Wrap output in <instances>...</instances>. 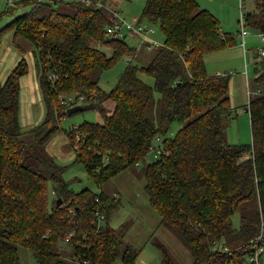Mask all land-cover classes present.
Segmentation results:
<instances>
[{
	"label": "trees",
	"instance_id": "1",
	"mask_svg": "<svg viewBox=\"0 0 264 264\" xmlns=\"http://www.w3.org/2000/svg\"><path fill=\"white\" fill-rule=\"evenodd\" d=\"M62 1L74 11L54 7L55 0L39 1L0 30V43L2 33L12 31L21 52L18 38L33 47L45 106L43 120L24 131L21 77L29 64L23 56L0 80V264H22L20 246L33 250L37 264H135L137 249L110 224L116 199L103 185L145 160L158 137L162 151L146 166V190L162 222L190 249L191 264H255L250 254L264 247V91L255 97L248 91L252 143H229L223 122L237 109L231 104L232 76L210 74L206 64L207 55L238 44L237 35L222 31L199 0H146L139 20L159 23L164 42L155 45L150 64L140 66L131 62L138 48L124 39L131 32H108L121 17L108 0L104 6ZM257 2L259 11L244 18L264 33V0ZM126 55L128 65L105 91L101 72ZM257 56L264 67V56ZM70 95L83 100L63 104ZM77 105L83 108L68 113ZM87 109H98L103 122L86 121L66 132L97 192L73 190L44 149L63 117ZM174 121L183 126L167 135ZM98 211L105 216L100 227ZM71 232L67 255L60 243ZM163 261L176 264L166 249Z\"/></svg>",
	"mask_w": 264,
	"mask_h": 264
},
{
	"label": "rangeland",
	"instance_id": "2",
	"mask_svg": "<svg viewBox=\"0 0 264 264\" xmlns=\"http://www.w3.org/2000/svg\"><path fill=\"white\" fill-rule=\"evenodd\" d=\"M39 1L45 2L47 0H17L14 7H10L5 0H0V30L19 15L29 11ZM208 1L201 0L202 6L206 7ZM240 1L244 5L242 8L244 13L256 14L259 11L257 0H220V3L215 2L220 4L229 16L230 25L232 26L228 27L223 24L224 28L227 31H233L237 35L238 45L244 51L243 40L240 35L242 29ZM145 3L146 0H108L107 5L119 11L122 18L130 20L132 17H141ZM54 7L60 10L63 8L68 13L74 11L71 5L65 4L62 0H55ZM212 8L213 10H210L222 21L223 17L218 13L216 7L212 5ZM142 21L156 29L154 34L148 35L149 38L162 44L164 34L159 23H153L147 19ZM244 23H246L245 18ZM245 27L248 31L245 38V50L247 52L242 51V55H238V50H235L232 52L235 60L233 63L213 60L207 68L210 74H216L215 72L218 70L219 74H231L234 80V87L233 89L231 87L230 92L231 104L237 109H233L230 118H224L223 128L229 143L248 145L252 143L251 119L249 112L246 110V105L249 102L248 91L250 90L251 97H255L260 91H264V78H259L264 73V67H261L260 64V69L255 72L254 65L251 64L252 61H250V58L247 61V57L257 56L258 51L260 52L264 48V41L256 27L248 24H245ZM141 38L129 33L124 39L130 46L138 48L136 54L131 58V62L135 65L147 66L158 47L152 45V47L147 48ZM18 42L25 48V52H21L14 44L12 31L2 33L0 80L4 81L6 79L23 56L26 58L29 71L21 77L20 121L24 131H28L43 120L45 106L35 70L33 47L23 38H18ZM238 57L242 61L241 67L237 66ZM128 63L126 55L117 60L113 66L102 71L99 80L100 87L105 91H110L116 85ZM248 64H251L250 68L253 67L254 71H251L250 77L247 70ZM141 77L148 84H155L152 76L143 73ZM248 78H250L249 84L247 83ZM111 106H113L112 103ZM86 121L103 122V116L98 109H87L63 117L60 121V128L53 133L44 149L45 153L61 167L63 179L70 183L73 190L79 191L89 187L97 192L100 191V187L88 176L84 164L76 159L75 149L70 143L66 132ZM181 126H183V123L179 121L172 122L167 135L175 133ZM29 135V132H25L24 137L26 138ZM154 155L155 153L151 150L145 160H141L138 165L123 170L103 185L106 192L116 199L111 211L110 224L119 235L124 237L125 242L131 245V249H137L138 256L135 264H164V249L167 250L176 264H191L193 258L190 249L170 226L162 222V216L152 205L146 190V166L154 160ZM48 184L49 194L52 197L54 194L51 179ZM233 222L236 227L240 226V213L233 216ZM66 240L60 243V246L62 251H65L68 255L72 252V247ZM19 252L22 264H37L32 249L20 246ZM115 264L124 263L117 260Z\"/></svg>",
	"mask_w": 264,
	"mask_h": 264
},
{
	"label": "built area",
	"instance_id": "3",
	"mask_svg": "<svg viewBox=\"0 0 264 264\" xmlns=\"http://www.w3.org/2000/svg\"><path fill=\"white\" fill-rule=\"evenodd\" d=\"M5 1L8 5H10V7H14L16 5L17 0H5ZM86 2L88 4H95L97 6L105 5L104 0H86ZM240 4H241V24H242L240 35L244 38V36L248 33V31L246 30L245 27L246 23H244V11L242 10L244 5L241 2ZM124 31L140 35L143 38V40L148 44V46L159 44L157 41L151 40L148 36L150 34H154L156 32V29L151 25L141 22L138 17H132V19L129 20L118 16L114 24L108 29V32L113 35H123ZM259 35L264 41V33H259ZM242 43L243 45H245L244 40ZM260 55L261 57L264 56V48L261 49ZM129 59L130 58L127 57V60ZM78 99L79 100H76L75 96L70 95L68 97L62 98V103L68 106H70L73 103H76L77 101H79L80 103L83 100V96H80ZM156 142H157L156 145L152 147V151L155 153L154 155L155 157L158 156L162 151V147L160 146L161 138L158 137L156 139ZM97 217H98L99 227L104 225L105 216L102 213H100V211L97 212ZM72 236H74V233L73 232L69 233V235L67 236V240H69L70 237ZM263 252H264V247L257 245V249H255V251L250 254V258H249L250 261L255 262V264H262L260 260V255Z\"/></svg>",
	"mask_w": 264,
	"mask_h": 264
},
{
	"label": "crops",
	"instance_id": "4",
	"mask_svg": "<svg viewBox=\"0 0 264 264\" xmlns=\"http://www.w3.org/2000/svg\"><path fill=\"white\" fill-rule=\"evenodd\" d=\"M206 1H208V0H206ZM216 2H218V3H220V0H215ZM215 1H213V0H209L208 1V5L206 6V7H204V6H202V3H201V0H199V3H200V5H201V7H203V8H209V10L211 9V10H213V8H212V5L213 6H215L216 7V9L218 10V13L223 17V20L222 21H220V24H221V30L222 31H224V32H233V31H227L225 28H224V25L225 26H228V27H231L232 25H230L231 24V22H230V20H229V16H228V14L226 13V11H225V9L224 8H222V6L220 5V4H218V3H216ZM241 2V1H240ZM241 5V4H240ZM210 10V11H211ZM212 12V11H211ZM240 13H241V9H240ZM218 18V17H217ZM219 19V18H218ZM220 20V19H219ZM224 24V25H223ZM234 33V32H233ZM248 35V33L244 36V38L241 36V39L242 40H244L245 41V38H246V36ZM246 44V43H245ZM243 46V48H244V51H243V49L240 47V45H238V44H236L235 46H232V47H229V48H226V50L224 49L223 51H217V52H215V53H211V54H209V55H207L206 56V64H207V67H209V64L211 63V62H213V60H216V61H218V60H220V61H225L226 63H233L235 60L233 59V55H232V52L233 51H235V50H238V55H242V51L244 52V53H246L247 51L245 50L246 49V45H242ZM221 54V55H220ZM234 54V53H233ZM217 56H219V57H217ZM248 58H250V61H252L251 62V64H253L254 65V71L256 72L258 69H259V57L258 56H248L247 57V61H248ZM238 64H237V66H242V61H241V59H240V57H238ZM251 64L249 65L248 64V68H247V70H248V76L250 77V75H251V71L252 72H254L253 71V67L252 68H250V66H251ZM211 65V64H210ZM219 71V70H218ZM218 71L217 72H215L216 74H218ZM250 81V78H248L247 79V83ZM233 82H234V80H233V78L231 77V85H230V89H231V87H232V89H233V87H234V85H233Z\"/></svg>",
	"mask_w": 264,
	"mask_h": 264
},
{
	"label": "water",
	"instance_id": "5",
	"mask_svg": "<svg viewBox=\"0 0 264 264\" xmlns=\"http://www.w3.org/2000/svg\"><path fill=\"white\" fill-rule=\"evenodd\" d=\"M81 108H83V105H77V106L71 107L70 109H68V113L75 112V111H77L78 109H81ZM60 202H62V198L58 199V203H60Z\"/></svg>",
	"mask_w": 264,
	"mask_h": 264
}]
</instances>
